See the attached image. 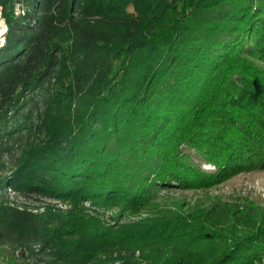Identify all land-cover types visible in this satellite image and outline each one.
<instances>
[{
	"label": "trees",
	"instance_id": "trees-1",
	"mask_svg": "<svg viewBox=\"0 0 264 264\" xmlns=\"http://www.w3.org/2000/svg\"><path fill=\"white\" fill-rule=\"evenodd\" d=\"M0 5V245L17 262L264 264V207L211 192L264 171V0ZM29 102L17 157L2 124Z\"/></svg>",
	"mask_w": 264,
	"mask_h": 264
},
{
	"label": "rangeland",
	"instance_id": "rangeland-1",
	"mask_svg": "<svg viewBox=\"0 0 264 264\" xmlns=\"http://www.w3.org/2000/svg\"><path fill=\"white\" fill-rule=\"evenodd\" d=\"M18 12L23 9V6L18 4ZM1 26V25H0ZM0 40L4 43V38H1ZM2 43V44H3ZM0 44V46L2 45ZM33 108V102H29L27 106H25L22 110L19 111V113H13L5 122L2 124V130L4 131V137L1 139L11 150L12 154L14 156L19 157L22 154V151L27 146L29 139L31 137V132L27 130V127H29L27 120V116ZM36 123V116L33 115V119ZM12 156L11 154L7 153L2 159L1 163H5L8 166H11L12 162ZM204 169H213L212 165H204ZM3 173V170H0V174ZM212 193L215 194H223L226 197H232L234 198L242 195L247 196L250 199L255 200L256 203L264 207V171L263 172H251V173H241L227 182L217 186L214 188ZM170 195L173 196L172 193L177 194L179 197L188 196V192H182V191H173L168 192ZM167 194V193H165ZM7 195L14 201H17L20 205H26L30 209L37 211L35 208L42 207L44 204L43 202H48L52 204L58 203V201L51 200V201H40L35 196H31L29 198L18 196L17 193L14 192L12 188L7 189ZM59 206H62L59 204ZM89 206V205H86ZM43 210V209H42ZM101 212H105L107 220L111 221L113 220V216H115L119 210L117 208H112L110 210L104 211L101 210ZM93 215H95L93 211ZM133 218V217H132ZM137 219V218H133ZM123 222L127 220L126 217H123ZM13 250V254L9 251V254L6 256H1L0 258V264L1 263H8L10 261L13 262L14 257L17 258V247H11ZM15 258V259H16ZM19 259V258H18ZM17 260V259H16ZM22 261V260H21ZM38 263V262H36Z\"/></svg>",
	"mask_w": 264,
	"mask_h": 264
},
{
	"label": "crops",
	"instance_id": "crops-1",
	"mask_svg": "<svg viewBox=\"0 0 264 264\" xmlns=\"http://www.w3.org/2000/svg\"><path fill=\"white\" fill-rule=\"evenodd\" d=\"M12 250L13 249L10 248V246H2V245H0V258H1V256L3 257V256L8 255L9 251L12 253L13 252ZM1 264H4V263H1ZM5 264H21V263L17 262L15 260V257H14L13 262L10 263V261H9L8 263H5Z\"/></svg>",
	"mask_w": 264,
	"mask_h": 264
},
{
	"label": "built area",
	"instance_id": "built-area-1",
	"mask_svg": "<svg viewBox=\"0 0 264 264\" xmlns=\"http://www.w3.org/2000/svg\"><path fill=\"white\" fill-rule=\"evenodd\" d=\"M0 25L2 26H6V28H5V31H4V35L3 36H1V38H4V42H5V36H6V34H7V32H8V26H7V24H6V21H5V19H4V17H3V6H1L0 5ZM4 44V43H3ZM2 44V45H3ZM17 257L19 256V250H17Z\"/></svg>",
	"mask_w": 264,
	"mask_h": 264
},
{
	"label": "bare ground",
	"instance_id": "bare-ground-1",
	"mask_svg": "<svg viewBox=\"0 0 264 264\" xmlns=\"http://www.w3.org/2000/svg\"><path fill=\"white\" fill-rule=\"evenodd\" d=\"M5 28H6V26L4 25H2V26H0V39H1V36H3L4 35V31H5Z\"/></svg>",
	"mask_w": 264,
	"mask_h": 264
},
{
	"label": "clouds",
	"instance_id": "clouds-1",
	"mask_svg": "<svg viewBox=\"0 0 264 264\" xmlns=\"http://www.w3.org/2000/svg\"><path fill=\"white\" fill-rule=\"evenodd\" d=\"M3 43V41L2 40H0V44H2Z\"/></svg>",
	"mask_w": 264,
	"mask_h": 264
}]
</instances>
